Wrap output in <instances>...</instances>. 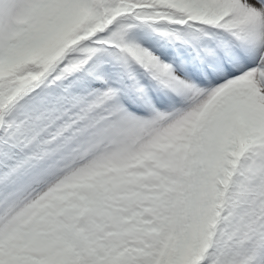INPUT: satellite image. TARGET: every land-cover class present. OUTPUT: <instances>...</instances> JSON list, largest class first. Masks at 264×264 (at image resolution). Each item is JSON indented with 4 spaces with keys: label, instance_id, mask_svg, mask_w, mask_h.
Segmentation results:
<instances>
[{
    "label": "snow or ice",
    "instance_id": "1",
    "mask_svg": "<svg viewBox=\"0 0 264 264\" xmlns=\"http://www.w3.org/2000/svg\"><path fill=\"white\" fill-rule=\"evenodd\" d=\"M0 264H264V0H0Z\"/></svg>",
    "mask_w": 264,
    "mask_h": 264
}]
</instances>
